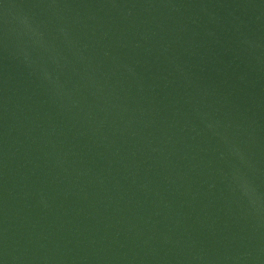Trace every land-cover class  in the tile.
<instances>
[{
  "label": "water",
  "instance_id": "water-1",
  "mask_svg": "<svg viewBox=\"0 0 264 264\" xmlns=\"http://www.w3.org/2000/svg\"><path fill=\"white\" fill-rule=\"evenodd\" d=\"M0 264H264V0H0Z\"/></svg>",
  "mask_w": 264,
  "mask_h": 264
}]
</instances>
